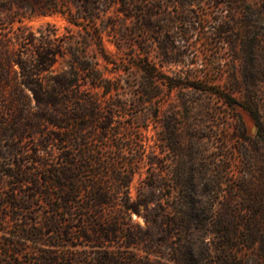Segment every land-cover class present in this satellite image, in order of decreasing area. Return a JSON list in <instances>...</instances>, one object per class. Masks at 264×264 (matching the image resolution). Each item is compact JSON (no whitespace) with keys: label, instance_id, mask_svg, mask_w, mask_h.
Masks as SVG:
<instances>
[{"label":"trees","instance_id":"16d2710c","mask_svg":"<svg viewBox=\"0 0 264 264\" xmlns=\"http://www.w3.org/2000/svg\"><path fill=\"white\" fill-rule=\"evenodd\" d=\"M191 1L177 0L172 13V0H0V264H264V169L260 181L243 179L235 188L247 196L239 208L219 209L216 180L207 178L205 199L196 200L197 171L181 166L173 181L156 169L155 144L143 134L151 121L162 120L163 150H197L196 135L186 142L181 122L191 89L242 106L262 125L257 37L247 90L235 88L250 101L164 69L185 64L172 30L182 24L180 37L188 42ZM55 15L79 28L78 35L71 28L59 34L51 22L36 31L25 24ZM217 21L214 33L222 39L232 29ZM106 38L123 54L120 61L107 53ZM91 45L113 64L112 76L89 56ZM130 72L141 78L138 104L154 107L139 126L128 118L123 97L131 87L123 74ZM176 90L179 102L165 115L163 92ZM251 141L255 147L264 142V128ZM256 154L264 167L261 150ZM143 165L146 175L133 196ZM196 232L203 235L199 244ZM244 248L255 252L231 254Z\"/></svg>","mask_w":264,"mask_h":264},{"label":"rangeland","instance_id":"374dc122","mask_svg":"<svg viewBox=\"0 0 264 264\" xmlns=\"http://www.w3.org/2000/svg\"><path fill=\"white\" fill-rule=\"evenodd\" d=\"M172 1L170 11L174 13L177 11L175 7L177 0ZM191 2L188 12L191 17V23L188 25V42L185 43L180 37L182 24H176L172 30V36L176 38L174 50L183 53L182 59L185 60V64L182 63L179 66L165 64L164 69L173 75L181 74L202 80L204 84H212L221 91L244 88L245 92L247 90L245 75L248 74L251 79V39L253 37H257L260 44L254 55L255 69L259 73L262 70L264 72V0H194ZM219 19L226 22L225 26L228 29H232V32L223 34L222 39L216 38L214 33L215 27L219 26L217 23ZM47 22L55 24L59 34L67 33L71 28L72 32L78 35L79 28L71 25L60 15L26 20L25 24L36 31ZM19 24V22L16 23V26ZM104 44L107 53L113 59L120 61L123 54L116 45L107 38ZM247 44H249L248 48ZM88 54L98 60V67L108 76L113 75L109 70L113 64H109L94 45L88 47ZM155 59L159 60L157 57ZM61 67L62 62L56 64L57 69ZM123 77V81L127 80L131 84V87H126L123 94L130 114L128 118L134 121L135 126H139L144 124V118L149 116L154 107L149 102L138 104L143 97H141L140 88L141 78L137 72L125 73ZM259 83L261 84L260 97L264 101V78ZM163 93H165V99L161 102L162 111L163 114L170 115L178 104L181 93L177 90L169 95L166 91ZM185 95L191 101L189 112L180 106L183 116L181 122L186 133L185 141L188 142L196 135V141L200 146L197 150H163L162 144L167 141L164 133L165 125L162 120L151 121L149 129L142 128V130L147 142L155 144L154 151L159 159L156 169L165 170L173 181L177 180L181 166L188 168L191 173L197 171L193 174L197 185L196 200L205 199L206 179L210 178L216 180L220 186L217 207L224 210L228 208L226 211L235 207L239 208L247 196L234 191L237 185L243 179L258 182L263 174V162L258 158L256 150H261L260 156L264 158V142L255 147L251 137H256L259 127L264 128V109L261 112L263 116L261 125L242 106H228L217 97L195 89L186 90ZM234 95L240 101H250L243 91L235 90ZM242 122L246 126L249 138L242 135ZM147 151L150 153L153 150ZM146 168L147 166L143 165L135 176L131 189L133 196H136L137 188L146 175ZM175 185L172 191L173 202H177L180 195V186ZM242 214L248 219L251 218L250 210H243ZM136 221L144 224L141 217H138ZM199 233L196 232L193 236L198 244L203 236ZM208 236V239L219 237ZM230 251L237 258H248L255 252L253 248ZM203 264H209V262L203 261Z\"/></svg>","mask_w":264,"mask_h":264},{"label":"water","instance_id":"95a60500","mask_svg":"<svg viewBox=\"0 0 264 264\" xmlns=\"http://www.w3.org/2000/svg\"><path fill=\"white\" fill-rule=\"evenodd\" d=\"M254 131H255V129H254Z\"/></svg>","mask_w":264,"mask_h":264}]
</instances>
